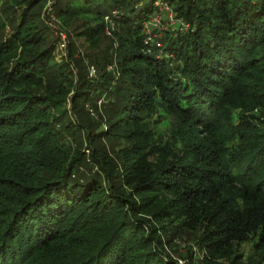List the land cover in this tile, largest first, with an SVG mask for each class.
<instances>
[{
	"label": "trees",
	"instance_id": "1",
	"mask_svg": "<svg viewBox=\"0 0 264 264\" xmlns=\"http://www.w3.org/2000/svg\"><path fill=\"white\" fill-rule=\"evenodd\" d=\"M187 233L264 264V0H0V264H178Z\"/></svg>",
	"mask_w": 264,
	"mask_h": 264
},
{
	"label": "rangeland",
	"instance_id": "2",
	"mask_svg": "<svg viewBox=\"0 0 264 264\" xmlns=\"http://www.w3.org/2000/svg\"><path fill=\"white\" fill-rule=\"evenodd\" d=\"M163 4L164 3L159 4V12H157L152 18L151 22L148 25H146L148 34L150 36L153 35V37L157 39L161 38L164 35L163 33L169 31L170 29L174 27H179L178 25L179 23L175 17V13L174 14L171 13L170 9L166 10L165 7L162 6ZM47 15L49 18H45L46 19L45 23L48 26H50L51 31H53L54 37H58V40H59L57 44L58 47L55 52V56H56V60L58 62H61L62 58H67V55H68L67 47L70 41L68 37L69 32L67 33L60 32V29H59L60 24L58 23V21L55 20V18L52 15L48 14V12H47ZM107 37L108 38L104 40L105 44H103V46L111 42L113 38L112 31L110 35H108ZM72 42L76 44V47L79 49L81 53V55L77 58L79 65H81L80 63H82L81 60L83 59L86 60L88 59V56L95 54V50L90 49L89 44H87L85 41L72 39ZM84 63L82 64L84 65ZM87 69L89 71L90 77L97 76L96 68L94 66H89V64H87ZM90 114L93 120L95 121L98 120L99 115L97 113H93V111L90 110ZM173 126L174 125L172 123H169V124H163L159 127L158 132L163 137V140L168 139V136L171 130L174 128ZM104 146L109 153H112L113 151L119 150L120 147H123L124 141H121V143L119 142L118 144L115 143V146H111L107 142L105 143ZM84 152L88 153L87 150H85ZM243 249L246 253L250 252V246L248 244L244 245ZM167 252L170 254V256H172V258L178 264H200V262L198 261V258H200L201 254L199 253L195 245V236L190 235L188 233L184 234L182 237L176 236V242L174 243V245H172V247L167 248Z\"/></svg>",
	"mask_w": 264,
	"mask_h": 264
},
{
	"label": "built area",
	"instance_id": "3",
	"mask_svg": "<svg viewBox=\"0 0 264 264\" xmlns=\"http://www.w3.org/2000/svg\"><path fill=\"white\" fill-rule=\"evenodd\" d=\"M51 4H52V2H49L48 5L50 6ZM162 6H164L166 10H167V9L169 10V7H168L166 4H163ZM162 6H161V7H162Z\"/></svg>",
	"mask_w": 264,
	"mask_h": 264
}]
</instances>
